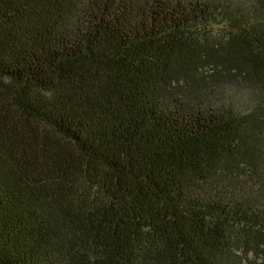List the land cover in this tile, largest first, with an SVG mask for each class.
Segmentation results:
<instances>
[{
  "label": "trees",
  "instance_id": "obj_1",
  "mask_svg": "<svg viewBox=\"0 0 264 264\" xmlns=\"http://www.w3.org/2000/svg\"><path fill=\"white\" fill-rule=\"evenodd\" d=\"M0 264H264V0H0Z\"/></svg>",
  "mask_w": 264,
  "mask_h": 264
},
{
  "label": "rangeland",
  "instance_id": "obj_2",
  "mask_svg": "<svg viewBox=\"0 0 264 264\" xmlns=\"http://www.w3.org/2000/svg\"><path fill=\"white\" fill-rule=\"evenodd\" d=\"M218 29V28H217Z\"/></svg>",
  "mask_w": 264,
  "mask_h": 264
}]
</instances>
